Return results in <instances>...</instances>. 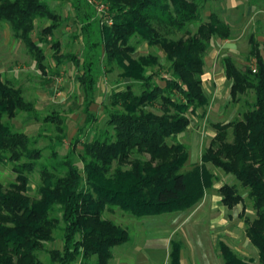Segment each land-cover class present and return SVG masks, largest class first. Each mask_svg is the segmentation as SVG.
<instances>
[{
	"label": "trees",
	"instance_id": "16d2710c",
	"mask_svg": "<svg viewBox=\"0 0 264 264\" xmlns=\"http://www.w3.org/2000/svg\"><path fill=\"white\" fill-rule=\"evenodd\" d=\"M89 1L71 0L78 16L74 21L86 40L82 68L76 55L61 53L54 41L59 17L47 0H0V25L6 24L37 63L48 74L46 52L51 44L58 66L65 62L78 69L77 82L85 93V126L72 139L66 154L56 145L67 138L66 117L50 115L43 119L34 102L24 98L22 87H15L0 73V164L12 165L16 180L8 187L0 182V264H110L113 248L126 243V229L105 218L115 207L136 217L185 212L200 204L214 185L215 175L208 164L232 175L248 192L255 210L254 219L245 218V233L258 249V262L239 256L223 239L218 249L224 264H264V54L252 34L245 64L238 67L231 56L223 59L226 77L232 81L231 98L254 92L255 102L242 118L215 123L216 134L201 158V164L184 170L188 146L179 142L190 123L189 114L209 105L203 75L205 57L213 38L231 39L229 23L212 13L207 22L202 12L210 0H100L109 5L108 21L95 31V10ZM90 10V11H89ZM53 20L38 27V20ZM199 24L195 34L190 27ZM77 25V26H79ZM184 32L186 38L169 41L165 34ZM98 36L96 39L94 36ZM52 41H48V38ZM139 37L148 46H162L170 62L166 86L152 83L156 73L149 71L158 62L154 54L134 57L131 40ZM51 42V43H50ZM104 53V57L102 56ZM107 71L116 65L126 89L113 90L108 116L102 129L93 130L82 141L88 127L97 121L90 110L95 100L100 61ZM141 84V91L134 89ZM161 108L162 114L151 108ZM24 112L35 120L56 124L62 135L51 144L52 156L41 163L43 150L37 138L16 131L11 119ZM86 137V135H85ZM79 145L82 147L78 152ZM39 168L37 196L28 192L29 174ZM222 204L234 209L244 203L235 184H223ZM244 214V212H243ZM62 250H48L44 261L39 253L58 238ZM181 241L171 242L169 264H182Z\"/></svg>",
	"mask_w": 264,
	"mask_h": 264
},
{
	"label": "rangeland",
	"instance_id": "374dc122",
	"mask_svg": "<svg viewBox=\"0 0 264 264\" xmlns=\"http://www.w3.org/2000/svg\"><path fill=\"white\" fill-rule=\"evenodd\" d=\"M47 1L59 17V27L55 32L54 41L60 43L61 53L76 55L82 68L86 55V40L80 32V25L74 21L78 16L71 6V0ZM89 2L95 10L97 20L95 31H99L101 26L99 19L103 23L108 21L111 9L108 4L100 0ZM212 13L218 14L222 20L230 24L233 35L231 39L225 40L213 38L212 46L206 54L205 74L202 79L210 102L196 113L189 114L191 123L188 129L178 136L177 140L187 145L189 151V159L184 170L201 164V154L210 146L216 134L215 123H227L242 118V114L255 102V94L252 91L238 95L239 100L234 101L231 98L229 89L232 81L225 77L223 59L231 56L237 66L242 67L250 51L249 37L252 34L261 43L264 54V0H210L202 12L201 22H207ZM52 21L38 20L36 30L32 34L33 38L39 37L38 27L48 25ZM199 24L190 27L192 34L196 33ZM186 35L177 31L165 34L169 41L186 38ZM97 37L94 36L95 39ZM48 41H52L50 37ZM51 44L42 45L48 66V74L44 75L37 68L36 60L28 54L26 46L14 38L10 27L6 24L0 25V73L15 87L23 88L25 100L36 104L42 119L56 114L66 117L67 138L59 146L56 145L57 152L62 155L67 153L70 142L85 126L87 119L84 113L85 93L77 82L79 68L70 62L58 66L53 58L54 49ZM131 45L136 47V52L132 54L136 58L155 55L158 63L149 69L156 73L151 82L165 87L164 79L170 78L172 73L168 71L170 62H167L162 46H148L139 37L131 40ZM102 56L104 57V53ZM104 63V59H101V73L98 74L95 92L96 102L90 107V110L97 115V121L91 128L86 129V137L80 136L82 141L90 139L93 130L105 126L104 122L108 116L105 107L110 105V91L126 89L129 83L122 78V72L116 65L111 67L110 72L107 71ZM140 86L141 84H135L134 89L140 92ZM151 109L162 114L158 106ZM10 122L16 131L24 132L31 137L38 139L40 134L47 135L40 138L37 143V147L43 150L44 157L41 163H47L52 156V142L58 135L63 134L57 130L56 124L35 120L24 112L19 113ZM81 150L82 147L79 145L78 152ZM208 168L214 173L215 180L213 187L206 193L207 200L202 205L200 203L185 212L147 217H136L117 207L105 213V218L126 229L131 238L130 241L113 248L114 257L118 262L119 257L121 262L127 261L130 264H168L169 242L173 239L184 243L182 253L184 264H224L217 246L218 238L228 242L242 258L258 262V249L250 243L245 233V218L254 219L256 216L247 190L241 187L234 176L225 174L211 164H208ZM15 180L16 174L12 170V165L0 164V182L8 187ZM225 183L237 185L244 196V203L232 210L221 203L219 187ZM39 184V168H36L29 174L27 193L31 197L37 196ZM62 248L63 241L59 237L55 242L46 245L45 251L39 253L40 258L47 261L50 257L48 250H62ZM144 257L145 259L140 261L139 258Z\"/></svg>",
	"mask_w": 264,
	"mask_h": 264
},
{
	"label": "crops",
	"instance_id": "0c3cea01",
	"mask_svg": "<svg viewBox=\"0 0 264 264\" xmlns=\"http://www.w3.org/2000/svg\"><path fill=\"white\" fill-rule=\"evenodd\" d=\"M224 71H225V66H224ZM100 76V75H99ZM225 77H226V71H225ZM99 78V77H98ZM128 82V81H127ZM98 85V84H97ZM97 90V89H96ZM114 90H117V89H114ZM119 90V89H118ZM122 90V89H121ZM113 90H111L110 91V94H111V92H112ZM229 91H231V89H229ZM231 95V94H230ZM110 97V96H109ZM201 158H202V154H201ZM221 187V186H220ZM220 187H219V189H220ZM207 193V192H206ZM207 200V197H206V194H205V197H204V199L202 200V202H201V205L204 203V201H206ZM216 202V199H215V201H214V203ZM222 203V202H221ZM181 219H178V221H180ZM226 237V236H225ZM227 238V237H226ZM130 239L131 238H129V240L128 241H130ZM220 239L218 238V240H217V244H218V241H219ZM224 240V239H223ZM249 240V239H248ZM127 241V242H128ZM173 241V239H171L170 240V242H169V251H168V264H169V259H170V253H171V242ZM181 241V240H180ZM182 242V241H181ZM251 243V242H250ZM182 244H183V247H184V243L182 242ZM229 244V243H228ZM230 245V244H229ZM231 246V245H230ZM115 249V248H114ZM114 249H113V258L111 259V261H110V264H130L129 262H127V261H125V262H121L120 261V258L118 257V259H119V262L117 261V259H116V257H114ZM182 253H183V249H182V252H181V263L182 264H184L183 262H184V259L182 260ZM142 255V254H141ZM147 258H149V256H147ZM140 259V261H142L143 259H145V257L144 258H139Z\"/></svg>",
	"mask_w": 264,
	"mask_h": 264
},
{
	"label": "built area",
	"instance_id": "2783aa9c",
	"mask_svg": "<svg viewBox=\"0 0 264 264\" xmlns=\"http://www.w3.org/2000/svg\"><path fill=\"white\" fill-rule=\"evenodd\" d=\"M102 8H104V6H102Z\"/></svg>",
	"mask_w": 264,
	"mask_h": 264
}]
</instances>
